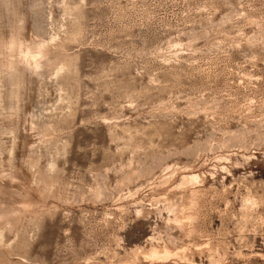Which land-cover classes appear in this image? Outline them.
Listing matches in <instances>:
<instances>
[{
  "label": "rangeland",
  "instance_id": "374dc122",
  "mask_svg": "<svg viewBox=\"0 0 264 264\" xmlns=\"http://www.w3.org/2000/svg\"><path fill=\"white\" fill-rule=\"evenodd\" d=\"M0 264H264V0H0Z\"/></svg>",
  "mask_w": 264,
  "mask_h": 264
},
{
  "label": "bare ground",
  "instance_id": "6f19581e",
  "mask_svg": "<svg viewBox=\"0 0 264 264\" xmlns=\"http://www.w3.org/2000/svg\"><path fill=\"white\" fill-rule=\"evenodd\" d=\"M36 55V54H35ZM34 67V66H33Z\"/></svg>",
  "mask_w": 264,
  "mask_h": 264
}]
</instances>
